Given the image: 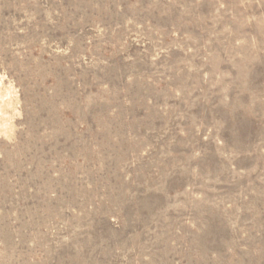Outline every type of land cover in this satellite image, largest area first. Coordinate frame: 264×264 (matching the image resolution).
<instances>
[{"label":"rangeland","instance_id":"374dc122","mask_svg":"<svg viewBox=\"0 0 264 264\" xmlns=\"http://www.w3.org/2000/svg\"><path fill=\"white\" fill-rule=\"evenodd\" d=\"M0 264H264V0H0Z\"/></svg>","mask_w":264,"mask_h":264}]
</instances>
